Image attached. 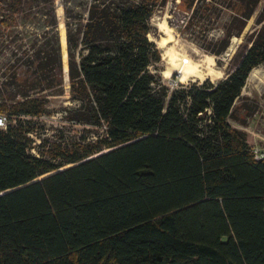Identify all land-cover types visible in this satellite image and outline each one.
<instances>
[{"label":"trees","instance_id":"trees-1","mask_svg":"<svg viewBox=\"0 0 264 264\" xmlns=\"http://www.w3.org/2000/svg\"><path fill=\"white\" fill-rule=\"evenodd\" d=\"M259 1L232 0L233 29L204 47L222 52ZM164 2L65 5L60 37L55 0H0V112L14 120L0 128V264H264V158L229 122L264 62V5L220 80L169 88L148 37ZM62 50L65 118L95 138L35 155L29 123L64 93Z\"/></svg>","mask_w":264,"mask_h":264},{"label":"rangeland","instance_id":"rangeland-1","mask_svg":"<svg viewBox=\"0 0 264 264\" xmlns=\"http://www.w3.org/2000/svg\"><path fill=\"white\" fill-rule=\"evenodd\" d=\"M187 1L189 0H165L163 4L157 5L150 17L152 31L148 37L154 41L160 52V60L156 63V67L163 83L169 88L178 84L201 83L205 79L212 83L220 80L232 66L231 57L245 34L258 27L255 21L256 15L264 5V0H260L247 19L241 34L233 35L226 48L220 53H215L204 45L215 48L218 44L216 40L221 38L227 29L234 26L229 23L235 10L230 6L232 0H194L190 9L187 7ZM86 4L87 0H55L58 21H61L59 24L60 37L63 28L65 31L63 24L65 5L76 14H84ZM193 8L195 9L191 16ZM163 38H165V43L162 44ZM171 53L177 57L202 59L210 72L206 73L203 79L194 77L180 81L179 72L172 67L171 73L163 76L162 70L171 68V64L168 63V56ZM66 55H63L62 50L64 93L50 95L49 108L51 111L38 118H33L29 123L35 129L34 133H29L33 139L29 150L35 155L41 154L38 149L42 148L44 141L59 144L66 149H80L84 146V137L87 140L95 138L93 126L73 123L65 118L67 113L64 107L74 106L77 103L71 98L69 91ZM150 68L152 69L153 66ZM207 69L204 68V72H207ZM5 121L7 124L14 122L13 117L7 115ZM229 122L232 126L245 131L251 148H257L264 154V62L259 63L249 72L240 96L234 102L233 116Z\"/></svg>","mask_w":264,"mask_h":264},{"label":"bare ground","instance_id":"bare-ground-1","mask_svg":"<svg viewBox=\"0 0 264 264\" xmlns=\"http://www.w3.org/2000/svg\"><path fill=\"white\" fill-rule=\"evenodd\" d=\"M180 47L181 46H179V48ZM183 49H185V47ZM183 49H182V51H183ZM180 51H181V49H180ZM179 56H181V54ZM168 63L171 64V68L169 67L167 69L162 70L163 76H168L171 73L172 67H173V69H175V70H177V72H179L178 73V79L180 81H183L185 79L187 80L189 78H194V77L203 79L204 75H206V73L210 72V70L207 69L206 66L203 64L202 59L194 60V59H192V57L189 58L187 56L177 57V55L171 53L168 56ZM204 68L207 69V72H204V70H203Z\"/></svg>","mask_w":264,"mask_h":264},{"label":"built area","instance_id":"built-area-1","mask_svg":"<svg viewBox=\"0 0 264 264\" xmlns=\"http://www.w3.org/2000/svg\"><path fill=\"white\" fill-rule=\"evenodd\" d=\"M5 113L0 112V128H6V121H5ZM253 154H254V158L255 159H260V158H264V154L262 151H260L257 148H252Z\"/></svg>","mask_w":264,"mask_h":264}]
</instances>
